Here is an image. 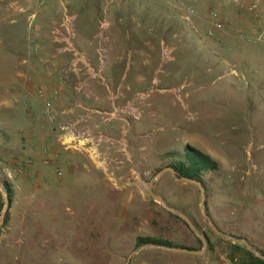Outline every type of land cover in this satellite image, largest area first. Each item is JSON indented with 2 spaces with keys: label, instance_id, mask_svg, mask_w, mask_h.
Wrapping results in <instances>:
<instances>
[{
  "label": "rangeland",
  "instance_id": "obj_1",
  "mask_svg": "<svg viewBox=\"0 0 264 264\" xmlns=\"http://www.w3.org/2000/svg\"><path fill=\"white\" fill-rule=\"evenodd\" d=\"M13 2L25 5V0ZM54 4L57 17L75 16L76 43L108 77L112 91L117 92L123 79V94L134 98L140 109L139 119H130L129 138L138 136L144 151L131 154L132 161L124 159L115 173L124 184L138 177L143 193L134 197L132 218L120 222L114 216L118 193L114 180L103 178L97 167L86 163L93 175L82 169L63 183L52 170L41 172V162L34 159L36 176L12 179L10 220L0 228V264H126L138 250L139 235L199 247L194 232L148 194L159 169L183 159L187 146L220 165L219 171L202 176L214 223L264 252V63H250L253 73L258 69L256 75L246 74L243 64L255 46L247 53L219 47L209 35L213 25L208 16L215 7L201 12L197 0H55ZM188 7L197 14L188 15ZM18 13L9 18L14 24L9 25L8 18L0 22V180L23 160L19 139L25 130L22 115L15 113L21 105L12 95L8 55L15 51L22 57L26 52L27 19ZM196 21L199 31L192 29ZM216 52L226 61L217 59ZM232 69L237 75L227 73ZM136 74L138 81L133 78ZM107 108L114 110L110 102ZM117 124L105 123L109 128ZM131 166L137 174L132 175ZM163 175L154 192L208 235L211 245L203 254L210 255L208 264H237L243 255L210 227L198 186L170 172ZM64 200L74 201V207H63ZM2 206L3 197L0 214ZM230 255L235 256L233 262Z\"/></svg>",
  "mask_w": 264,
  "mask_h": 264
},
{
  "label": "crops",
  "instance_id": "obj_2",
  "mask_svg": "<svg viewBox=\"0 0 264 264\" xmlns=\"http://www.w3.org/2000/svg\"><path fill=\"white\" fill-rule=\"evenodd\" d=\"M197 1L200 4L199 10L201 12H205L208 6H214L220 12V18L225 25V30L219 33V39L224 43V46L221 45V42L215 40L220 45L219 47L238 48L241 52L247 53L248 48L255 46L254 48H256V50L249 51V53H247L248 55L244 56L243 64L247 65L245 69L246 74L252 73L256 75L258 69L256 68L253 73L250 68V63H264V43L249 42L241 40L239 37L240 34L247 36H254L260 32L264 34V14L261 20L255 21L250 11V3L253 0H243L242 2H233L229 0ZM259 1L264 10V0ZM24 3L25 5L22 4L17 7V2H13V0H0V22L2 19H9L13 15V12H19L18 17H20V19H27L25 28L27 47L24 56H18L19 53L15 51H9L8 55L10 58L9 63L11 64L10 84L11 86L13 85L12 95L18 99L21 105H17L18 110L16 112L15 109V113L16 115L18 113L22 115L23 129L25 130L22 135L23 137L19 139L22 145L19 153L22 159L27 157L31 159L29 169L32 177H25V175L21 174L15 175L14 178H17L16 181H18V179L19 181H26L27 178L29 179L36 176L37 170L36 166L33 164L34 159L41 162V172L45 173L49 170L54 172L53 163L44 164L42 161V150L47 147L50 149L51 153L58 152L60 154L57 164L62 167L63 175L58 178L62 179L63 183H65L64 181L66 179L75 178L82 169L86 171L89 176L93 175L94 170L92 171L90 167L86 166V163L91 166L94 165L95 168L97 167V170L103 175V178L109 179L108 170L110 166L104 167L101 165V163L93 158L85 149L76 150L62 145L60 133L47 122L44 116L45 107L43 100L36 95L35 90L38 86L47 84L49 86L48 95L51 98L55 97L56 91L58 92L59 99L55 102L54 111L61 121L72 119L79 120L81 128L86 129L94 135L109 136L113 139L126 134V138H124L127 142L130 155L137 154L139 151H144V146L140 145L141 143L139 142L138 136L129 138V132L133 129L130 119H139L140 109L134 98H127V96L123 94V79L117 86V92L112 91V84L109 83L108 77L103 76L101 69L98 70L94 67L93 63L87 57L86 52L79 49L75 38L73 39L74 43L83 54L84 59L91 65L94 71L101 74V77H90L86 70L82 68V70H74L72 68L71 55L69 52L64 51L65 42L56 41L53 34L55 29L62 28L64 21V16H62V18L57 17L59 13L54 9L56 6L54 4L55 0H44L43 3H39L38 0H25ZM25 7H27V11H31L28 16L25 14L27 11L23 9ZM66 11L68 12V8H66ZM32 13L36 15L38 25L42 27L41 36L36 40H33L32 33L27 29L28 19ZM73 17L75 18V16ZM13 22L15 21L10 20L8 24L12 25L14 24ZM195 25L196 26H193L192 29L199 31L200 26L197 21ZM105 38L106 36H104V39ZM212 49L217 50L215 48ZM215 54L217 59L226 61V56L222 55V53L219 54L216 52ZM66 65H68V68L62 69V67ZM227 73H235V75H237L233 69ZM135 77L137 81L141 79L138 74L133 78ZM61 81H64L63 85H60ZM80 86H83L82 91L77 90ZM24 95L29 96L31 102L29 108L24 106L21 102ZM109 102L114 107L113 111L107 110V103ZM116 111H123L124 113L116 117ZM111 120H116L118 122L117 125L120 126L116 128L107 127L105 123ZM102 150H109L110 156L115 155L117 152L114 148L106 144H103ZM145 158L147 157L145 156ZM68 161L71 162L70 166L66 164ZM82 164L84 167L80 166ZM134 170V167L131 166L130 171L132 172ZM162 177H164V175ZM162 177L157 180L158 183ZM113 180V186L118 192L114 216L118 218L120 222L128 221L132 218L131 209L133 208L134 197L142 194L143 188L139 186L137 180L126 184L121 181V177H115ZM11 182L15 185L13 180ZM133 185L139 187L135 188ZM114 187L111 186L110 190L112 191ZM154 187H157L156 183ZM63 188H66V186ZM67 188L68 190H74V187ZM62 203L63 207L66 209L74 207V201L64 200ZM138 250L140 251L135 255L133 264H159V261L163 263L166 261L168 264H208L211 259L209 254L196 255L151 246H144Z\"/></svg>",
  "mask_w": 264,
  "mask_h": 264
},
{
  "label": "built area",
  "instance_id": "obj_3",
  "mask_svg": "<svg viewBox=\"0 0 264 264\" xmlns=\"http://www.w3.org/2000/svg\"><path fill=\"white\" fill-rule=\"evenodd\" d=\"M39 3H43L44 0H38ZM170 1V0H167ZM233 2H242L243 0H229ZM250 11L252 13L253 19L255 21L261 20L264 10L262 9L261 2L259 0H253L250 3ZM188 15L194 16L197 14L196 9L193 7L187 8ZM208 19L212 22V30L209 31V35L215 38L218 42H221L219 39V33L225 30V25L221 21L220 12L218 9L213 8L208 16ZM74 17L69 16V14L64 15V21L62 24V28L55 29L53 32L55 40L58 42H65L64 51L69 52L72 57L71 66L74 70L83 69L87 71V74L90 77H101V74L94 71L91 65L84 59L83 54L79 51L78 47L74 43L75 32L73 29ZM27 29L32 33L33 40H36L41 36L42 27L38 25L36 21V15L32 13L29 16ZM63 29V30H62ZM239 37L241 40L249 41V42H257L264 43V34L262 32L254 35L247 36L240 34ZM221 45L224 46V43L221 42ZM81 69V70H82ZM64 81L60 82V85H63ZM83 86L77 88L78 91H82ZM36 95L43 100L45 111L44 116L47 122L54 127L60 133V140L64 147L72 148V149H85L93 158L97 159L101 165L104 167H109V179H115V169L118 170L121 168L123 160L132 161L131 156L128 151L127 142L125 140V135L119 136L116 139H113L109 136L92 134L84 128L80 127V121L76 119L61 121L58 119L56 112L54 111L55 102L59 99L58 92L56 91L55 97L51 98L49 93V86L47 84H43L38 86L35 90ZM21 102L27 108L30 107L31 102L28 95H24L21 99ZM127 112V110H126ZM118 115H122L123 111H116ZM125 137V138H124ZM103 144L109 145V147L114 148L116 152L115 155L110 156V153L106 150H102ZM43 163L44 164H54V173L57 177H61L63 175V169L60 165L57 164V161L60 157L58 152L51 153L50 149L47 147L43 148ZM118 154V155H117ZM30 158H23L22 163L16 167L12 171L7 173V178L12 179L15 175H25L28 177H32L30 171ZM68 166L71 165V162L68 161L66 163ZM132 175L136 173V171L131 172ZM137 174V173H136ZM146 174V173H144ZM138 180V177L131 178L129 182H134Z\"/></svg>",
  "mask_w": 264,
  "mask_h": 264
},
{
  "label": "trees",
  "instance_id": "obj_4",
  "mask_svg": "<svg viewBox=\"0 0 264 264\" xmlns=\"http://www.w3.org/2000/svg\"><path fill=\"white\" fill-rule=\"evenodd\" d=\"M169 166L175 168L176 171L181 176H185L188 178L197 179V180L201 181L202 184L205 186V188H206V184H205V181L202 177L203 173H205V172H217L220 170V165L214 158H212L210 155L202 153L201 151L197 150L196 148H193L190 146H187L185 148V156L183 159H181L177 163L170 164ZM160 170L161 169H159V171ZM1 181L3 184L4 191L6 192L8 198H9V202L11 203L13 200V195H14L13 184L6 177H3ZM206 191H207V189H206ZM0 199L2 200L1 193H0ZM206 209H207V201H206ZM207 212H208V209H207ZM208 214H209V212H208ZM176 218L181 220L186 226H188L180 217L176 216ZM9 220H10V215L8 212L6 214V217L4 220V225H7L9 223ZM197 228H198V226H197ZM202 233L208 239L209 246H210L211 243H210V239H209L208 235L205 232H202ZM195 237L199 243V247H194V246L185 245V244H177V243H174L170 240L160 238V237L140 236L139 235L135 238V241H136L135 242V249H139V248H142V247L148 246V245H158V246H164V247H169V248L180 247V248H188V249H192V250H200L202 248L201 247L202 242L197 236H195ZM230 244H231V247L233 250H235L236 252H241L243 255V258L240 259L239 261L235 260L234 255H230L229 256L230 261L233 262L235 260V262L237 264H264V261L262 259L257 257L251 251L247 250L241 244H233V243H230ZM260 252L264 254V252H262V251H260Z\"/></svg>",
  "mask_w": 264,
  "mask_h": 264
},
{
  "label": "water",
  "instance_id": "obj_5",
  "mask_svg": "<svg viewBox=\"0 0 264 264\" xmlns=\"http://www.w3.org/2000/svg\"><path fill=\"white\" fill-rule=\"evenodd\" d=\"M170 172L172 173V175L179 180H183L189 183H193L195 185L198 186L199 190H200V206L202 209V213L204 215V217L206 218V220L208 221L210 227L213 229V231L219 235L220 237H222L225 240H228L230 242H232L233 244H243L245 245L246 249L251 251L252 253H254L257 257H259L260 259H262L264 261V254L261 253L259 250H257L256 248H254L246 239L243 238H237L233 235H229L225 232H223L222 230H220L217 225L214 223L213 219L211 218V216L208 214L207 209H206V188L205 186L202 184L201 181L197 180V179H192V178H188L185 176H181L175 168L171 167V166H167L164 167L163 169H161L158 173H156V175L154 176V178L149 182L148 185V194L157 202H159V204L166 210H168L169 212L177 215L178 217H180L187 225L188 227L194 232V234L201 240L202 242V248L200 250H192V249H188V248H180V247H164V246H158V245H148L151 247H157V248H162L165 250H171V251H175V252H183V253H191V254H196V255H203L208 246H209V242L208 239L206 238V236L197 228L196 224L194 223V221L185 213L176 210L175 208L169 206L166 201L164 200V198L155 193L154 192V186L156 181L165 173ZM0 192L2 194L3 197V206H2V210H1V214H0V228L1 225L3 224L4 220H5V216L6 213L8 211V207H9V198L6 194V192L4 191L3 188V184L2 181L0 180ZM140 250H136L134 251L126 264H130L132 257H134Z\"/></svg>",
  "mask_w": 264,
  "mask_h": 264
}]
</instances>
